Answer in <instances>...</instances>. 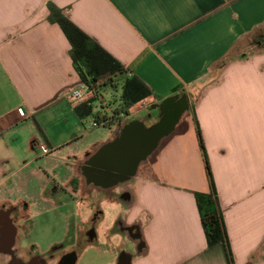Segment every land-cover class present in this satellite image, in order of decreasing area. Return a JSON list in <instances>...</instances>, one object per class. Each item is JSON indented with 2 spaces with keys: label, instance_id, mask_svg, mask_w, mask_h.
I'll use <instances>...</instances> for the list:
<instances>
[{
  "label": "crops",
  "instance_id": "crops-1",
  "mask_svg": "<svg viewBox=\"0 0 264 264\" xmlns=\"http://www.w3.org/2000/svg\"><path fill=\"white\" fill-rule=\"evenodd\" d=\"M49 3L149 88L115 125L87 133L65 100L81 81ZM165 107L175 123L134 177L87 182L86 162L124 124L150 127ZM212 189L233 264H264V0H0V210L15 212L17 257L37 246H22L32 209L71 206L57 243L78 240V259L102 230L105 264H229L222 245L207 247L194 198Z\"/></svg>",
  "mask_w": 264,
  "mask_h": 264
},
{
  "label": "trees",
  "instance_id": "trees-1",
  "mask_svg": "<svg viewBox=\"0 0 264 264\" xmlns=\"http://www.w3.org/2000/svg\"><path fill=\"white\" fill-rule=\"evenodd\" d=\"M47 9L48 15L46 20L50 24L57 25L69 43V55L72 66L81 83L91 87L95 86L97 81L104 80L98 92L100 97H102L101 100L96 98L75 107L78 117L81 120L93 117L97 127L109 128L115 125L121 117L127 115L128 110L132 106L150 95L149 88L140 79L131 74L130 68L122 66L98 43L72 23L67 17L65 9H61L52 3L47 4ZM253 42L258 44L260 39L256 38ZM118 86L121 87V94L117 106L113 109L111 107L115 100L103 105L102 92L108 88L116 89ZM96 102H98V105H95ZM94 109H96V113L92 114ZM106 109H109V114ZM198 138L200 147L205 154L199 130ZM206 170L208 178L212 183V176L207 161ZM194 198L207 247L213 248L217 245H222L226 251L229 264H233L216 191L212 189L206 193L197 192L194 193ZM99 218L100 212L96 211L90 221L93 223L94 220Z\"/></svg>",
  "mask_w": 264,
  "mask_h": 264
},
{
  "label": "flooded vegetation",
  "instance_id": "flooded-vegetation-1",
  "mask_svg": "<svg viewBox=\"0 0 264 264\" xmlns=\"http://www.w3.org/2000/svg\"><path fill=\"white\" fill-rule=\"evenodd\" d=\"M178 105L179 107H181L182 102H179ZM169 109H170L169 107L168 108L165 107V109L162 110L161 113L163 114V116H161L159 121L152 124L150 127H146L143 123H138L133 126L132 124L137 122H130L128 124H124L121 131L128 127L126 136L128 135L129 137L130 133H132L135 130V134L132 136L133 143H136L137 145L146 148L150 143L154 141L156 135L153 134L152 138L146 141L144 139V135H146L145 131L148 130L149 132L152 130L157 132L162 130L163 131L162 133L166 135V133H168V131L172 129L176 120L177 112L174 110L171 111ZM90 168H93V163L92 166H90ZM92 171L93 174L96 176H99V174L101 176H104L105 174V173L102 174L99 170L95 168L92 169ZM104 177L110 180H116V181L118 180L110 175ZM14 215L15 212L13 209L0 210V253L4 255H8L9 259L7 264H76L77 263L78 257H76V254L78 249L77 248L78 240H75L74 238H72L70 242L55 243L46 252L43 253L37 249V246L32 245L30 246L29 250L24 254L22 258L17 257L16 252L12 250L13 248L12 241L14 239V234L16 232V229L13 227V222L15 220ZM83 235H84V239H88V238L90 239L92 233L90 232V230H85ZM127 260H128V255L123 256V259L121 261L126 262Z\"/></svg>",
  "mask_w": 264,
  "mask_h": 264
},
{
  "label": "water",
  "instance_id": "water-1",
  "mask_svg": "<svg viewBox=\"0 0 264 264\" xmlns=\"http://www.w3.org/2000/svg\"><path fill=\"white\" fill-rule=\"evenodd\" d=\"M173 100V98H168L161 103V106L171 104ZM136 124L138 122L132 125ZM127 131L128 127L121 131L120 137L116 141L100 148L95 156L86 162L83 172L88 183L109 189L129 181L135 176L138 165L147 158L156 147L157 141L164 136L162 130L157 132L152 130L149 132L148 130L145 131L144 139L146 141L152 138L153 134L156 135V138L154 137V141L144 148L133 143L132 136L135 134V130L130 133L129 137L128 135L126 136ZM92 163L93 168H90ZM94 168L102 174L105 173L104 176L110 175L118 180H110L100 174L96 176L92 171ZM13 245L14 239L12 241ZM118 264H130V259L128 258L126 262L120 261Z\"/></svg>",
  "mask_w": 264,
  "mask_h": 264
},
{
  "label": "rangeland",
  "instance_id": "rangeland-1",
  "mask_svg": "<svg viewBox=\"0 0 264 264\" xmlns=\"http://www.w3.org/2000/svg\"><path fill=\"white\" fill-rule=\"evenodd\" d=\"M102 94L107 102L115 100L111 105L113 109L119 102L121 87L118 86L116 89H105ZM97 129H101V127L92 128L88 130L87 133L94 132ZM84 144L85 143H80L79 148L81 149ZM65 208L61 212L47 210V212L42 213L40 217H38L32 209L30 211V228L27 230L29 237L23 240L22 246L25 247L28 242H32L37 245L39 251H46L55 243L63 241L66 237L65 232L67 233L71 227V220L69 219L72 215L71 206H67L68 209ZM102 208L104 209L105 217L112 212L107 211V208L104 206ZM38 213L41 212L38 211ZM77 230H79V227ZM109 249V243L106 238H104V234L101 230V239L99 240L98 246H90L86 248L80 255L76 264H105L109 258V253L106 252L105 254V251H109Z\"/></svg>",
  "mask_w": 264,
  "mask_h": 264
},
{
  "label": "built area",
  "instance_id": "built-area-1",
  "mask_svg": "<svg viewBox=\"0 0 264 264\" xmlns=\"http://www.w3.org/2000/svg\"><path fill=\"white\" fill-rule=\"evenodd\" d=\"M104 83V80H99L97 81L95 86H85L84 84H80L78 87H76L75 89L71 90L68 94H66L65 96V100L67 101V103L72 107L75 108L80 104L83 103H88L89 101L93 100V99H100L102 97H100V95L98 94V92L100 91V86H102ZM96 113V109L93 110L92 114ZM92 128H97V125L93 119V117H88L86 119L83 120V129L85 132H87L88 130L92 129ZM43 149V153H47L48 150L45 148Z\"/></svg>",
  "mask_w": 264,
  "mask_h": 264
}]
</instances>
